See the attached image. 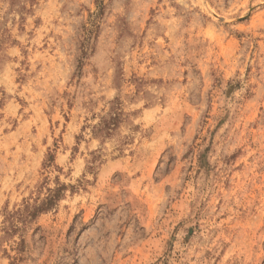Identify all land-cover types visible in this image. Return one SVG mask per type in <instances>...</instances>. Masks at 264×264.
<instances>
[{"label":"rangeland","instance_id":"obj_1","mask_svg":"<svg viewBox=\"0 0 264 264\" xmlns=\"http://www.w3.org/2000/svg\"><path fill=\"white\" fill-rule=\"evenodd\" d=\"M0 264H264V0H0Z\"/></svg>","mask_w":264,"mask_h":264},{"label":"trees","instance_id":"obj_2","mask_svg":"<svg viewBox=\"0 0 264 264\" xmlns=\"http://www.w3.org/2000/svg\"><path fill=\"white\" fill-rule=\"evenodd\" d=\"M59 198L58 194L55 192L50 191V194L47 198L43 200H35L33 203H30L29 201H25L21 209H18L15 212L8 213V219L14 217L17 219L23 218L24 214L25 217L23 219V224L28 223L29 220H33L36 218L39 214L47 212L50 210L57 199Z\"/></svg>","mask_w":264,"mask_h":264}]
</instances>
